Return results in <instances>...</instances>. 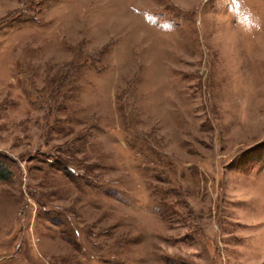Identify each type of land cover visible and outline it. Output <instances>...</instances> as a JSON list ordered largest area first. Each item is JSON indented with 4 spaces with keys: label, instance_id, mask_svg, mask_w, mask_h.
Wrapping results in <instances>:
<instances>
[{
    "label": "rangeland",
    "instance_id": "rangeland-1",
    "mask_svg": "<svg viewBox=\"0 0 264 264\" xmlns=\"http://www.w3.org/2000/svg\"><path fill=\"white\" fill-rule=\"evenodd\" d=\"M0 264H264V0H0Z\"/></svg>",
    "mask_w": 264,
    "mask_h": 264
}]
</instances>
